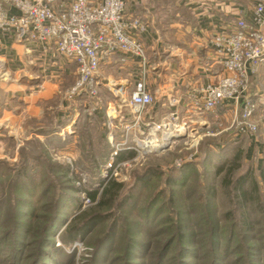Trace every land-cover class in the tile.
I'll return each instance as SVG.
<instances>
[{"label": "rangeland", "instance_id": "rangeland-1", "mask_svg": "<svg viewBox=\"0 0 264 264\" xmlns=\"http://www.w3.org/2000/svg\"><path fill=\"white\" fill-rule=\"evenodd\" d=\"M7 45L2 40L0 264H264L263 70L248 91L255 133L240 132L230 107L199 110L201 122L185 119L187 129L165 147L140 144L113 157L102 122L106 87L96 103L69 99L74 66L65 73L47 59L16 60ZM45 82L56 89L43 94Z\"/></svg>", "mask_w": 264, "mask_h": 264}, {"label": "built area", "instance_id": "built-area-1", "mask_svg": "<svg viewBox=\"0 0 264 264\" xmlns=\"http://www.w3.org/2000/svg\"><path fill=\"white\" fill-rule=\"evenodd\" d=\"M249 1L248 16L223 23L208 40L211 62L223 75L201 86L190 100L196 113L234 109L240 132L255 133V103L248 91L251 79L264 65V0ZM125 9V0H0V48L2 40L11 39L32 57L29 62L47 59L59 72L73 65L75 80L67 91L69 99L90 98L96 103L98 87L103 86L101 67L114 55L139 62L144 79L136 83L128 100L105 106L103 125L113 157L123 150L140 148V144L143 148L152 140L163 148L179 127L187 129L175 110L159 122L150 117L149 109L156 99L145 83L148 60L139 40L147 24L127 17ZM177 104L171 99L170 108Z\"/></svg>", "mask_w": 264, "mask_h": 264}, {"label": "crops", "instance_id": "crops-1", "mask_svg": "<svg viewBox=\"0 0 264 264\" xmlns=\"http://www.w3.org/2000/svg\"><path fill=\"white\" fill-rule=\"evenodd\" d=\"M125 3L127 17L140 18L147 24V29L139 35V40L148 60L145 80L148 82L149 79L150 87H154L152 93L149 92L156 99L149 109L150 117L159 122L175 110L180 121L186 119L194 125L200 123L201 118L191 108L190 98L201 86L223 75L220 67L211 62L212 51L208 40L223 23L234 22L238 16H248L250 1L125 0ZM7 41V47L15 50L16 60H23L24 48L13 43L11 39ZM122 59L121 55H114L101 70V85L106 87L105 105L128 100L136 83L144 79L143 70L137 60ZM30 60L31 56L28 62ZM29 63L33 65L32 62ZM67 68L63 70L65 73ZM262 70L264 71V65ZM26 73L28 77L38 81L36 74L29 71ZM45 84L46 82L42 85L43 94L50 88L56 89V83L46 88ZM171 99L178 101L175 109L170 108ZM30 106H26V110ZM22 114L21 119H24L25 113Z\"/></svg>", "mask_w": 264, "mask_h": 264}, {"label": "trees", "instance_id": "trees-1", "mask_svg": "<svg viewBox=\"0 0 264 264\" xmlns=\"http://www.w3.org/2000/svg\"><path fill=\"white\" fill-rule=\"evenodd\" d=\"M260 174H261V176H262V174H263V176H262V177H263V178H262V182H263V184H264V171H263V173L260 172ZM247 180H248V179H247ZM244 182H246V181H244V179L241 180L240 178H238V180H237L238 189L240 190V192H241V194H242V197H243V196L246 197V193H245V191L243 190V185H242V184H244ZM251 185L253 186V190L256 191L257 188L255 187L254 182H251Z\"/></svg>", "mask_w": 264, "mask_h": 264}, {"label": "bare ground", "instance_id": "bare-ground-1", "mask_svg": "<svg viewBox=\"0 0 264 264\" xmlns=\"http://www.w3.org/2000/svg\"><path fill=\"white\" fill-rule=\"evenodd\" d=\"M8 75L6 74V75H4V76H2V77H4V78H6ZM182 131V130H181ZM180 131V132H181ZM180 134V133H179ZM180 136V135H179ZM143 148H145V149H159L160 147L155 143V141L154 140H152V141H149L147 144H145L144 146H143Z\"/></svg>", "mask_w": 264, "mask_h": 264}]
</instances>
